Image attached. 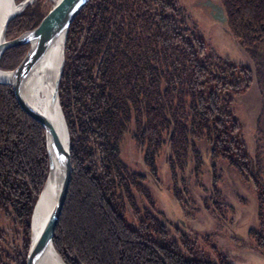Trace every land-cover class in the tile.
Returning <instances> with one entry per match:
<instances>
[{"label":"trees","instance_id":"16d2710c","mask_svg":"<svg viewBox=\"0 0 264 264\" xmlns=\"http://www.w3.org/2000/svg\"><path fill=\"white\" fill-rule=\"evenodd\" d=\"M181 1L90 0L70 25L58 96L73 174L53 236L65 264H239L214 246L201 250L203 238L173 236L155 200L168 194L192 220L208 209L224 218L233 199L248 198L237 186L256 189V223L245 237L264 264V153L249 150L236 110L264 78V0H207L225 16L223 23L207 19L211 34ZM46 14L27 5L6 37H17V26L36 28ZM217 33L245 60L216 48ZM28 48L7 49L0 68L15 69ZM255 139L261 144L260 132ZM45 143L13 88L0 85L2 264H26L48 174Z\"/></svg>","mask_w":264,"mask_h":264},{"label":"water","instance_id":"95a60500","mask_svg":"<svg viewBox=\"0 0 264 264\" xmlns=\"http://www.w3.org/2000/svg\"><path fill=\"white\" fill-rule=\"evenodd\" d=\"M29 1L30 0H25L22 2L20 4V9L25 7ZM89 1L90 0H58L49 9L48 13L44 16L36 28L27 30V32H24L22 35L17 36V38L13 40H6V29L9 21L16 17L17 13L15 16L6 20L5 28L2 32L3 37L0 40V58L9 48H14L19 45H29L28 51L22 61L18 64V67L7 72L0 69L4 73L3 76L0 77V85L11 86L19 106L29 117L35 119L43 127V130H45V148L49 164L47 171L48 174L44 183L45 185L39 195L41 196V194H43L47 186L46 183L49 179L53 178L57 184L56 199L53 203L54 206L46 215L47 217L41 227L42 229L38 232L36 237L33 236L31 229V240L27 248L28 252L25 260L26 264H43L49 250H53L58 258L61 259L53 247V236L61 217L60 215L64 207V202L67 198V192L73 174V167L68 132H66V136L62 138L59 135L58 130L55 128L53 118L51 116L52 108H57L60 112L61 118L63 119V123L65 122L62 108L60 107V97L58 96L60 86L59 82L61 80L62 70L65 64V41L69 33L68 30L70 25ZM206 5L210 8V13L214 20L220 23L225 21L223 10L218 4L206 1ZM60 40L63 45L61 52V67L54 85L55 87L52 92V98L49 102V114H47L40 112L29 105L24 95V86L31 77V74L40 67V65L49 56L50 50L55 46V44L59 43ZM66 131L68 130L66 129ZM63 264L65 263L63 262Z\"/></svg>","mask_w":264,"mask_h":264},{"label":"rangeland","instance_id":"374dc122","mask_svg":"<svg viewBox=\"0 0 264 264\" xmlns=\"http://www.w3.org/2000/svg\"><path fill=\"white\" fill-rule=\"evenodd\" d=\"M14 1L20 7V4L22 2L17 3L16 0ZM55 1L56 0H30L29 2H27L26 6L29 4L30 6H36L38 4L40 10H42L44 13H48L49 9L55 4ZM206 1L207 0H182L181 2L187 4V7L196 14L197 18L200 17L202 19L200 21L202 28L206 31H209L208 33L211 34V24H209L210 20L207 21V19H211V10L206 5ZM26 6L21 8L20 12L17 15H21L26 9ZM18 28L19 26H17V30L16 28L13 31L11 30V33L13 35H17L18 33L17 36H20L24 32H27H19ZM196 30H199L200 33L202 31L198 26L196 27ZM15 38L17 37L10 36L6 37V40H13ZM211 39L213 45L215 44L214 46H216V48H218L219 50L221 49L225 53H228L234 59L236 58L238 60H245V55L241 52L238 45L233 43L226 35H218L217 33L215 35H212ZM24 55L19 56L17 60H20ZM3 71L7 72L10 71V69ZM255 84L256 85L253 84L252 89L249 91L248 95L241 98V100L238 102L236 110L238 111L241 121L243 122L242 132L244 138L246 139V142L248 143L249 150L250 148L254 149L256 146H260L262 158V155L264 153V78H262V81H259V83ZM257 119L260 120V128H258V130L256 131L254 128L257 124ZM258 132H260V137L262 139L261 144H259L255 139ZM125 148L127 156L130 159H134V147L127 145ZM258 148L259 147H257L255 150H257ZM231 173L235 172L231 170ZM260 185L262 186V188L260 187V192L263 191L262 194L264 196V179H262ZM158 187L159 185L156 182V188L159 189ZM236 189L239 195L241 194V192H244L245 196L248 198L241 201H238V198H236L237 200L233 199V202L230 203V205H232L233 211L231 210L230 212H228V214L224 218L221 214L219 215L213 212V210L208 209L204 213L197 216L194 220H192L190 217L194 216H190L189 214L184 215L183 211L181 212V210H179L181 208H179V206L175 205L173 201L170 200V198L167 196L168 194H159V198L156 197L155 200L158 201L159 204L158 210L163 213L165 219H167L168 224L171 225V232L173 233V236H176L178 238L182 233H186L189 234L191 238H203L205 241H202V239L197 241L199 245H202V247H200L201 250L208 251L210 250L211 246H214L219 249L220 252H223L226 256H228L229 260L235 261L239 264H262L261 259L256 255V249L252 250V248H250L252 247V244L248 240H246L249 239L248 236L245 237L247 226L256 223V219L254 218V215L258 210L256 207V189L254 187L251 189L245 186H242L241 191L240 187L238 186L236 187ZM161 191L163 192V190ZM154 193L156 194V190ZM139 200L142 201L141 199ZM164 216L161 217L164 218ZM2 224H4L2 226L4 230L8 228L9 232H12L11 224L8 220L3 219ZM251 251H254V253H252ZM62 261L64 262L63 259Z\"/></svg>","mask_w":264,"mask_h":264},{"label":"bare ground","instance_id":"6f19581e","mask_svg":"<svg viewBox=\"0 0 264 264\" xmlns=\"http://www.w3.org/2000/svg\"><path fill=\"white\" fill-rule=\"evenodd\" d=\"M57 1L58 0L55 2ZM19 12L20 7L14 0H0V40L3 37L2 32L5 28L6 20ZM62 48L63 45L60 40V42L55 44L50 50L49 56L40 67L31 74V77L24 86V95L29 105L47 114H49V102L52 98L54 85L61 67ZM3 74L4 73L0 70V77L3 76ZM51 117L53 118V123L59 135L64 138L68 131L65 129V122L63 123V119L57 108H52ZM46 184L47 186L43 194H41L40 198L37 200V205L35 206L32 216L33 219L31 220V229L34 237H36L38 232L42 229L41 227L46 220V215L51 211L56 199L57 184L54 179H49ZM44 260L43 264H63L62 260L58 258L53 250H49Z\"/></svg>","mask_w":264,"mask_h":264},{"label":"flooded vegetation","instance_id":"af4514ba","mask_svg":"<svg viewBox=\"0 0 264 264\" xmlns=\"http://www.w3.org/2000/svg\"><path fill=\"white\" fill-rule=\"evenodd\" d=\"M0 264H2V262Z\"/></svg>","mask_w":264,"mask_h":264}]
</instances>
